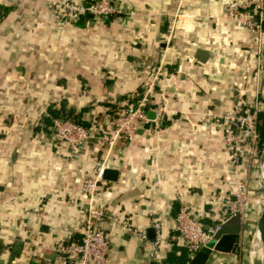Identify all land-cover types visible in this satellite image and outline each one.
Masks as SVG:
<instances>
[{"label": "crops", "instance_id": "0c3cea01", "mask_svg": "<svg viewBox=\"0 0 264 264\" xmlns=\"http://www.w3.org/2000/svg\"><path fill=\"white\" fill-rule=\"evenodd\" d=\"M54 1L0 0V264H62L55 247L78 242L88 203L104 212L103 264H155L120 221L143 227L148 239L152 221H163L161 259L181 257L187 249L172 238L176 213L202 209L203 224H217L219 202L240 178L249 207L238 245L212 251L204 264H245L247 227L263 201L264 150L233 165L220 127L208 119L236 95L257 116L264 110V18L260 31H250L226 17L229 0H111L118 11L105 19L60 23ZM241 18L258 21L250 8ZM150 81L149 106L161 107L160 124L141 125L129 141L73 149L55 144L41 123L49 108L85 127L103 123ZM103 158L116 180L100 177L89 197L83 182L95 179Z\"/></svg>", "mask_w": 264, "mask_h": 264}, {"label": "built area", "instance_id": "2783aa9c", "mask_svg": "<svg viewBox=\"0 0 264 264\" xmlns=\"http://www.w3.org/2000/svg\"><path fill=\"white\" fill-rule=\"evenodd\" d=\"M252 9L258 15L257 22H250L241 18V11ZM227 18L237 20L250 31H260L264 18V0H229L223 6ZM118 10L112 5L111 0H93L89 3H81L73 0H55L52 4V12L60 23H74L81 17L88 15L91 21L107 18ZM239 19V20H238ZM155 75L152 76L154 81ZM148 87L141 95H134L117 105L103 123L92 122L88 127L74 122L69 118H53L50 131L53 142L57 145L65 144L76 149L88 144L90 141H99L109 147L113 140L121 138L131 140L137 129L151 122L157 127L161 120L162 110L159 105L149 106ZM147 111L152 113L149 118ZM217 124L221 129V143L228 152L233 165L242 160H251L256 156V143L258 134L256 130L257 110L236 95L232 105L221 114L213 115L208 119ZM259 168L261 161L258 163ZM103 158L96 168L95 179H87L83 182L82 191L89 197L92 196L96 181L101 177V172L107 167ZM219 220L212 226H205L202 219L205 212L201 209L191 215L186 207H182L174 217L172 238L179 241L189 255L196 253L209 242L219 226L229 217L237 214L240 220L247 217L249 207V192L245 178H240L235 183L231 196L224 197L219 202ZM104 218L102 208L95 203H88L85 208V216L81 227V236L78 242L72 244H57L55 251L61 254L62 264H103L108 241L99 228ZM121 228L128 234L137 237L148 247V255L155 264H162L159 254V245L162 241V229L164 223L154 220L151 223L153 236L147 238L146 231L139 225H132L126 221H120Z\"/></svg>", "mask_w": 264, "mask_h": 264}, {"label": "water", "instance_id": "95a60500", "mask_svg": "<svg viewBox=\"0 0 264 264\" xmlns=\"http://www.w3.org/2000/svg\"><path fill=\"white\" fill-rule=\"evenodd\" d=\"M148 117L152 118L151 113ZM117 171L112 168H104L101 172V179L115 181ZM258 186L262 191V205L255 223V233L258 234V240L264 249V152L261 159V165L258 175ZM153 232L152 229H150ZM240 232V218L237 214L225 220L213 234L212 239L201 247L196 253L190 256L186 264H204L212 251L229 253L233 252L238 245V237ZM256 238V237H255ZM256 238V239H257ZM252 264H256L252 262Z\"/></svg>", "mask_w": 264, "mask_h": 264}, {"label": "trees", "instance_id": "16d2710c", "mask_svg": "<svg viewBox=\"0 0 264 264\" xmlns=\"http://www.w3.org/2000/svg\"><path fill=\"white\" fill-rule=\"evenodd\" d=\"M93 0H88L85 3H89ZM88 18V15H85L82 18ZM78 23V20L75 22ZM263 27H264V23H263ZM48 116H44L41 119V123L44 126H48L50 129V125H51V118H69L70 120L80 123V121L78 119H76L74 116L70 115L69 113L60 111L59 109H52L49 108L48 109ZM81 124V123H80ZM256 130H257V134H258V140L256 143V154L257 156L260 157L262 151L264 150V110H262L261 112H259L258 116H257V124H256ZM189 252L186 250V253L183 256H176L175 258L173 257H167V259H163L162 260V264H185L187 259L189 258Z\"/></svg>", "mask_w": 264, "mask_h": 264}, {"label": "rangeland", "instance_id": "374dc122", "mask_svg": "<svg viewBox=\"0 0 264 264\" xmlns=\"http://www.w3.org/2000/svg\"><path fill=\"white\" fill-rule=\"evenodd\" d=\"M261 202H262V199H259V203L258 204H260ZM247 228H249L248 229L249 233L247 234V239H246L247 241L243 245V249H242L243 250L244 260H245L244 262H245V264H250L246 260H248V259H250V257H252L253 260H252V258H251V260L253 262L256 261L257 263L260 264L261 263V253H262L263 246H262L261 242L258 239L255 238L257 233H255V236H254L255 221H253L251 223V225L248 226Z\"/></svg>", "mask_w": 264, "mask_h": 264}, {"label": "bare ground", "instance_id": "6f19581e", "mask_svg": "<svg viewBox=\"0 0 264 264\" xmlns=\"http://www.w3.org/2000/svg\"><path fill=\"white\" fill-rule=\"evenodd\" d=\"M257 237H258V234H256V238ZM260 264H264V249H262V253H261V263Z\"/></svg>", "mask_w": 264, "mask_h": 264}]
</instances>
